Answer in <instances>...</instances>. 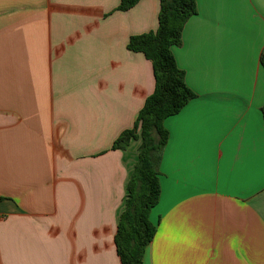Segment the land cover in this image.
I'll list each match as a JSON object with an SVG mask.
<instances>
[{"label":"crops","instance_id":"crops-1","mask_svg":"<svg viewBox=\"0 0 264 264\" xmlns=\"http://www.w3.org/2000/svg\"><path fill=\"white\" fill-rule=\"evenodd\" d=\"M173 47L197 95L164 122L143 264H264V0H196ZM0 0V264H122L115 236L154 92L132 36L160 0Z\"/></svg>","mask_w":264,"mask_h":264},{"label":"trees","instance_id":"trees-1","mask_svg":"<svg viewBox=\"0 0 264 264\" xmlns=\"http://www.w3.org/2000/svg\"><path fill=\"white\" fill-rule=\"evenodd\" d=\"M140 1L121 0L118 10L128 11ZM197 13L196 0H160L158 29L132 36L128 43L130 51L142 53L152 62L155 89L146 99L135 126L124 131L112 147L127 150L132 141H141L115 236L122 264H143L146 250L157 233L150 214L162 193L159 166L169 140L164 122L197 97L186 83L185 72L177 65L173 47L183 44L184 27ZM261 64L264 68V50Z\"/></svg>","mask_w":264,"mask_h":264}]
</instances>
